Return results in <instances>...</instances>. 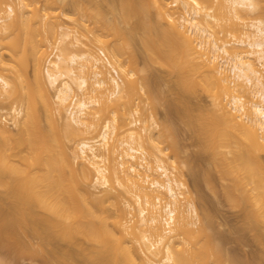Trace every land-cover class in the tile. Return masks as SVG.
<instances>
[{
  "label": "bare ground",
  "instance_id": "obj_1",
  "mask_svg": "<svg viewBox=\"0 0 264 264\" xmlns=\"http://www.w3.org/2000/svg\"><path fill=\"white\" fill-rule=\"evenodd\" d=\"M32 1L35 2L19 0V6L15 7L12 4L6 6L5 0H0V86L5 91L7 99L19 102V105L13 107V111L18 118L17 123L18 121L20 123L17 124L19 129L17 128L18 131L14 134L2 126L0 117V186L7 191L9 197L17 199L12 203L0 201V219L6 218L4 222L1 221L3 224L0 227V240H7L10 246L15 248L21 239L17 240L19 236L14 237L10 230L25 226L26 230L30 227V232L32 231L43 245L56 241L58 244L68 242L75 248H82L81 256L84 254V260L90 264H209V262L239 264L237 259L225 253L222 246L225 237L223 235L222 238L215 230L210 212H204L200 217L201 213L192 197H186L183 201L184 197L177 190L185 188L184 182L172 179L164 158H158L155 170L159 172L156 176L162 177L163 181L154 179L150 186H145L143 182L149 175L141 179L138 168L144 167L132 162L137 158L135 154L139 152L133 144L141 137L129 127L131 122L126 111L120 113L110 101L117 102L132 90L129 80L120 82L118 78L119 70L125 71L121 58L123 47L119 48L118 45L120 43L122 45L120 41L126 45L135 39L138 33L137 26L130 28L128 37L127 33H123V26L137 20L140 23L138 27L143 26L142 40L149 57L153 61H158L157 63L163 61L160 65L164 64V67L167 65L171 72L176 73L177 86L174 84L173 87L178 91H175L176 94L183 95L185 92L193 94L198 88H202L211 96L213 110L199 112L201 117L198 116L197 119L195 113L192 114L197 120L194 119V122L200 119L198 128L196 127L198 123H194L195 126L191 125V130L194 129L192 133H197L196 137L204 142L200 139L199 141L206 144L204 147H208L215 154L214 159L218 161H215L213 167L217 172L219 170V175L221 173L223 175V171L226 175L231 174L230 180L236 190L240 193L241 187L245 189L244 201L249 202L245 208H248L250 217L249 223L248 221L246 223L252 229L259 225L255 229L258 231L264 224V75L256 64L264 65V0H175L172 3L175 9L168 0H121L118 6H112L110 10L112 11L110 14H115V20L111 18L114 23L108 21L101 11L95 10L94 13L93 7H87L83 3L79 5V2L75 1L80 12L95 19L96 28L92 31L94 38L102 44V50L111 53L115 65L108 57L104 56V59L99 60L85 50L73 52L68 57L59 54L55 63L48 61L45 54L48 46L51 47L53 44L51 40L53 34H56L59 28L62 29L59 19L66 18L63 9L66 0H46L43 10L34 8L33 11H28L25 8L31 6ZM58 1H62L60 7L57 5ZM190 1L199 9L215 8L217 13L223 14L228 20L223 23V27L228 28V35L238 37L240 34L244 39L219 44L217 38L207 28L206 23L208 17H211L210 14H201L197 7L189 5ZM179 10H184V13L181 15ZM177 11L181 16L175 15ZM246 12L260 13L263 18L256 19L244 27V30H240L234 19H241L242 14H247ZM29 15L32 17L29 18ZM155 15L161 20L165 19L168 28H164L156 21ZM74 22L78 27L77 19H74ZM19 24H23V28L26 27V30L21 28L24 35L20 43L21 48L17 46L19 44L17 41L22 36L16 34ZM78 33L79 30L76 29L72 36L75 42L73 39L70 42L75 47L85 46ZM61 35L63 39L69 36L68 33ZM9 39L18 43L13 44L15 49L11 45L12 42L9 41L10 45L7 44ZM242 46H245V49ZM10 47V50L14 49L11 52ZM17 47L20 48V52L16 51ZM2 51L9 53L16 51L17 54L21 53L19 55L21 58L12 53L10 57L14 56L13 59L18 58L19 61L14 59L12 62L13 59H9L12 64L6 60L4 62L5 52ZM27 58L34 63L33 81L29 80V76L25 78L27 75L21 67L23 65H20ZM44 60L49 62L52 69L43 66L46 63V61L43 63ZM101 61L105 64L102 66L109 67L113 75L111 77L113 88L112 91L109 90V94L102 90L106 83L105 79H100L101 73L92 70V67L96 68ZM86 62L96 64L95 66L89 64L87 68ZM6 68L14 74L12 77L16 80L11 82L1 74ZM22 72L24 78H21ZM92 74L96 79L94 83L89 81ZM129 74L139 81L140 88L149 98L156 88L152 91L153 86L150 85L152 88H149L150 78L147 80V77L135 75L133 72ZM17 78L24 81L23 83L27 82L26 90L19 88L22 82L20 85ZM31 82H34L35 88ZM151 82L154 83L152 80ZM48 86L55 89V95L51 94ZM241 88L245 89L243 92L252 94V99L259 98V101L248 99L247 106L243 97L236 94ZM76 91L81 93V97L74 94ZM72 94L74 96L69 106L72 108L70 116L66 118L62 111ZM87 94L93 95L86 98ZM225 97H229L230 100L225 101ZM149 100L151 101V96ZM180 101L181 106L185 101L179 99V103ZM96 104L99 106L95 109L97 112L93 110L94 112L90 114L88 111ZM191 112L193 113L190 110L189 114ZM186 113L185 111L184 114ZM109 114L111 118L102 122L103 117ZM190 117L187 118L188 121ZM82 127L89 133L100 128V145L102 147L104 145L105 151L108 149V155L113 152V148L109 150L111 146L108 147L110 136L118 130L128 131L129 141L120 144L127 146L125 156L132 163L128 161L130 165L123 170L122 177L113 168L111 174L103 175L97 180L100 185L107 186L109 180L116 178L121 185L128 188L129 193L135 195L139 205L148 207L147 209L141 206L137 218L131 212L134 209L133 205L127 201L123 203L124 207L117 205V213L114 216L98 211L97 206L102 203L101 198L92 199V194L85 187L93 183L95 173L103 174L106 171L97 161L101 160L98 148L85 139L78 141L76 146L75 142L69 146V141H74ZM164 128L165 132L170 130L168 125ZM144 131L146 135L147 129L144 128ZM148 135L146 138H151ZM138 144L141 146V141ZM124 163H120L122 168ZM227 169L230 173L229 171L227 173ZM145 170L150 172L151 168L147 167ZM163 199H167L165 204H162ZM188 216H194L198 220L199 225L195 229L190 228L191 221L188 220ZM138 233L142 235L143 240ZM145 233L155 237V244L152 247L145 244ZM133 235H138L142 252L140 254L134 251L136 247L131 238ZM32 245H26L25 251L31 250L34 247H31ZM86 245L87 247H84ZM53 253L58 264L80 263L78 259L81 257L69 255L60 245L54 248ZM84 260L80 264H84Z\"/></svg>",
  "mask_w": 264,
  "mask_h": 264
},
{
  "label": "rangeland",
  "instance_id": "obj_2",
  "mask_svg": "<svg viewBox=\"0 0 264 264\" xmlns=\"http://www.w3.org/2000/svg\"><path fill=\"white\" fill-rule=\"evenodd\" d=\"M26 1L28 2V0ZM30 1L31 0H29V3ZM34 1H35L34 3L32 1L33 4H30L31 6L25 9H27L28 11L29 10L33 11L34 8L35 9L39 8V10L44 9L46 5V0H34ZM69 1L70 2L66 0L65 5L63 4L64 5L63 9L66 14V18L63 17L64 19L63 18L59 19L60 22L62 23L59 25L62 26L63 30L59 28L56 31V34H53L54 36L51 39L53 41L52 42L53 44L51 47L48 46L49 47L48 50L46 49L47 54L45 55H47L48 61L55 63L56 57L59 54L64 55L65 57H68L73 52H80V50L81 51L85 50V52L90 53L91 55H94V57H96V59H99V60L100 58L104 59V56L108 57L113 63V65H115V62L111 56V53L108 52L107 50H102L101 48L102 44L97 39L94 38L92 31L95 30L96 28V24L94 21L95 19L89 15H85L83 12H80L76 8L77 2L75 3V1H78L79 5L83 3L87 7L88 6L93 7L92 8L93 12L95 10L98 12L101 11L100 13H103L104 17L108 21L114 23L113 21L115 20V17H114L115 14L114 15L110 14L112 12L110 10H112V6L113 7L115 5L118 6L121 0H69ZM174 1L175 0H168V2L170 3L173 9H175V6H173L172 4ZM61 2L60 1L57 2L58 7L61 6L60 4ZM71 2L72 3L74 2L73 5ZM189 3H190L189 5L198 8V6H196L193 2L190 1ZM7 4H12L13 6L18 7L19 0H5V5L7 6ZM28 11H27V15H28ZM153 11L155 12L154 9ZM183 11L184 10H179L180 14ZM199 11L203 15L210 14L211 17H208V20H207L208 23H206L207 28L214 35V37L217 38L219 44H222L225 41L226 42L232 41L233 43V41L235 42V41H240L244 39L240 34L238 37L228 35L229 34L228 28L223 27V23H226L228 20L223 14L217 13L215 8L199 9ZM180 14L177 11V14L175 15L179 16ZM31 15H33V13ZM31 15H29V18ZM156 16L157 15H155L156 21H158L164 28H168V22H166L165 19L161 20V18H158V16L157 17ZM111 18L112 19L114 18L113 21H111L112 20ZM258 18H263V15H261L260 13L259 14L257 13L245 14L244 13L241 16V19L239 20L234 19V21L239 24L240 30L241 29L244 30V27L249 26L252 22H254ZM23 19H24V16H23ZM74 19H77V24H79L78 27L75 24ZM138 24L140 23L137 20L136 21L132 20L126 26L125 25L123 26L124 27L123 33L124 34L127 33L126 36L130 35L129 34L130 32L128 33V31H130V28L132 26L134 28L135 26H137L138 28V33L135 39L130 42V44L125 45L123 41H120L122 42V45H121L120 42H117V43H120L119 45L117 44L119 48L123 47L121 49V54H122L121 58H123V62H124L123 69L125 70L123 72L119 70L118 78L120 79V82L121 81L128 82L129 80L132 84L131 85L132 90L127 95H125L124 98H120L117 102L110 101V103L111 105H114L115 108L120 111V113H123L126 111L129 121L131 122L129 127L134 129L135 132L139 134V136L141 137V139L137 138L138 143L141 141V146L137 142L133 144V146L136 147L139 152L135 154L137 158L132 162L141 164L144 167V168L142 167L138 168V171H140L141 173V179H144L147 175H149L147 180L143 183L145 184V186H150V184L152 183V180L154 179H161L160 181H163L162 177L156 176L159 174V172H155V170L157 168L158 158L159 159L164 158L163 160H165L166 166L168 167L170 171V176L172 177V179L174 178V179H177L179 181L181 180L182 182H184L185 188L177 190L178 192H181L182 196L184 197L183 201H185L186 197H192L193 201L198 207L199 212L201 213L200 217L203 216L204 212H210V214L212 215L215 230L222 236V238H223V235L225 237L224 245L222 242V246L224 247L225 253L233 257L235 260L237 259V261L240 262L239 264H264V224L261 226V228L259 227L260 229L258 228V231H256L255 229L259 225L255 229L254 228L252 229V227L250 228V226H248V224L246 223L247 221L249 223L250 217H249L248 210H247L248 208H245V207H248L249 205L248 201H244L245 189L241 187L240 193H239L238 190H236L234 183L230 180L232 175L231 174L226 175L225 171H223V175L222 173L220 174L222 175V177L220 178V175L218 173L219 170L217 172V169H214L213 167V164H216L215 161H218V159L216 158L214 159L215 154L208 147L205 148L206 144L204 143L205 144V147H204V144H203L204 141L196 137L198 136L197 133H192L194 132L193 128H192L193 131L191 130V127H192L191 125L195 126L196 123H198V126L196 125V127L197 128L199 127L200 119H198L199 120L198 122H194V121L197 119L198 116L201 117L200 113H203L204 111H207V110H213V102H212L211 96L207 92L205 93L202 90V88L201 89L198 88L197 91H195L193 94L192 93L189 94V92L188 94L187 92H185V94L183 93V95L176 94V92L178 91H176L177 89L175 90L173 88L177 84L176 83V80H177L176 73L171 72L170 69H168L167 65L166 67H164L165 66L164 64L160 65V63H162L163 61L160 62L159 60L160 63H157L158 61H153L149 57L146 47L144 45V42L142 40V35L144 33L143 26L140 25L138 27ZM19 25L20 26L17 27L19 30L18 29L16 30L17 31L16 34L17 36L19 35L20 37L22 35L21 28L26 30V27L23 28L24 27L23 24H19ZM76 29L77 31L79 30L78 34L81 36L80 38L84 42L85 46L79 45L75 47L70 42L72 41V39L73 41L75 40L74 38H72V36L75 34ZM63 33H68L69 36L63 39L61 37L62 36L61 34ZM22 36L20 37L19 41H17L19 44L16 43V41L14 42L12 40L10 41V39L8 40L7 44L10 45L9 44V41H10V43L12 42L11 43L12 46L13 44L16 43L18 44L17 46L21 48L22 44L20 43L22 42L21 39L24 38V35ZM19 47L16 48V51L17 50L19 51L20 49ZM7 48H4V49H7ZM242 48L245 49V46L244 47L242 46ZM10 49L11 47L9 48V52L13 51L15 48L13 50H10ZM16 51L15 53L12 52L14 53L13 55H16V57L21 55V53L17 54ZM2 52L3 53L5 52L3 56V59L5 57L4 62L8 61V63L12 64V62H14V59H17V61H19L18 58L13 59L14 56L12 58L10 57L11 56L10 54L12 53H9L6 51H2ZM101 52L104 53L105 55L101 54ZM9 59H13L11 60L12 62H10ZM45 59H46V56H45ZM45 61L46 60H44L43 63H45ZM48 61H46V63L43 64L45 68H48L50 66ZM131 61H134V62L131 63ZM93 62L92 63L86 62L85 64H87V68L89 67L88 66L89 64L91 65L93 64L92 66H95L96 62L95 63ZM8 63L7 65H9ZM21 63L22 64L20 65H23L25 67L24 68L23 66H21L23 70L27 71V72L24 71L27 77L22 72L23 75L21 76V78L23 76H25V78H28L29 76V80L31 79L33 81L34 79L33 61L30 58L29 59L27 58L24 62H21ZM102 65H105V64L104 62L101 61V64L98 63L96 68L92 67L93 69L92 68L91 69L93 71L96 70L101 73L100 79L102 78L103 80L105 79L106 84L102 88V90L104 91V93L107 94L109 90L112 91L111 89L113 88L112 81H111V77H113V75H111L110 73L111 69L109 67L102 66ZM256 65H258L257 66L258 70L264 75V65L261 66L260 63ZM49 69H52V67H49ZM85 71H88V70L85 69ZM129 72H133L135 75H138V76H145L147 77V80L148 78H150L149 88H152L151 86H153L151 91L156 87L151 92V95H150L151 101L149 100L150 96L148 98L147 93H145V91H143L140 88L139 81H136L135 78L130 77L131 75L129 74ZM79 73L80 71L78 70V74ZM1 74L6 76L7 79H9L11 82L14 79L16 80V78H13L14 74L10 72L9 69L7 68L3 69L1 71ZM95 80L96 79L94 78V75L92 74L91 77L89 78V81L91 83H94ZM151 80L154 83H152ZM17 82L20 83L21 85L22 80H18L17 78ZM23 82H22V86L19 88H23L26 90L28 88V84L27 82H25L27 84L25 85V83ZM31 83L33 84V88H35L34 82H31ZM157 83H159V85H157ZM49 89H50L51 94L53 95L55 93V89L52 87H50ZM156 89L158 90L155 91ZM243 91H245V89L241 88L238 92H236V94H238L239 96H242L243 101L247 104L249 103V100L253 98V95L252 94L250 95L249 93L243 92ZM74 94H77L78 97H81V93L78 91H76ZM74 94H72V96L64 104L62 113H63V116L66 118L70 116V112H71L70 108L72 107L69 108V106L71 104V99L74 96ZM92 95L93 94H87L86 98H89V96H92ZM177 96L180 97L179 99L184 100L186 102V103L183 102L182 104L183 106L182 105L180 106L182 101H180L179 103V99L177 100L178 98ZM182 96H183V99H182ZM184 97H186L187 99ZM255 99H258L259 101V98H254L252 100L255 101ZM229 100H230L229 97H225V101H229ZM151 102L153 103L151 104ZM15 105H19V102L15 103L13 99H9V98L7 99L5 91L0 86L1 124L7 130L11 131L12 133L14 132V134L19 129V126L17 127V124L19 123V121L17 123L18 118H16L15 113L13 111V107ZM40 105L41 103L39 104V106ZM23 106L25 108L26 103H24ZM93 106L94 107H91L90 110L88 111L90 114H92L95 111V109L99 108L97 104ZM189 107H191V109H189ZM187 108L189 109V111ZM42 109L43 108H41V113L43 112ZM184 109H186L185 111L187 112L186 113L187 116L184 114L185 113ZM182 110L184 112H182ZM190 110L193 111V113L192 112L190 113L191 115L189 114ZM95 112H97V110ZM194 113L196 115L195 116L196 119L192 117L194 116L192 115ZM110 116L111 114L103 117L102 122H104L107 118H111ZM188 117H190L189 121L187 119ZM191 121L193 122V124H189L191 123ZM21 122L23 121L21 120ZM167 125L170 127V130H167L165 132L163 131V129L166 130L164 127ZM144 128L147 129L146 135L149 134L151 138L148 137L149 135L147 136L148 139L146 138ZM82 129L83 127L80 128L81 132L80 131L78 132V134L74 138V141H69V146H72L74 142L76 146V143L78 141L85 139V140L90 141L92 144H94L98 148V153L101 155L100 156L101 162L99 160L97 161L99 162V166L104 167L106 171L103 174L95 173L93 183L85 186L87 187L86 188L87 191L90 194H92L91 195L92 199L96 198L97 200L101 198L100 201L102 202L101 203L102 206L101 204L100 206H97L98 211L99 212L103 211L106 213V215L114 216L115 213H117L116 211L117 205H121L124 207L123 203L127 201L133 205L134 209L131 212L137 218L139 215V208L141 206L143 207H146V206L139 205V203L135 199V195L131 192H130L131 194L128 192V188L121 185L120 182H118L116 178L109 180V185L107 186L100 185V182L97 180V178L100 179L103 175L108 176L109 174H111L113 168H115L117 170V174L120 177H122L124 175L123 170L128 168L130 165L128 164V161L129 163H132L125 156L127 146L120 144L121 142H127L126 140L129 141V137L127 133L128 131L118 130L110 136V139H109L110 141H108L110 145H108V147L111 146L110 147L111 149L109 148V150H112L113 148V152L110 155H108V152H109L108 149H106L105 151L104 145L103 147L102 145H100V137H99L100 128L90 133L88 132V130L86 132L84 130L85 128L83 129V131ZM199 139L200 141H203V142L201 143ZM108 147L106 146V148ZM227 156L230 157V155H227ZM17 159L19 160V158ZM122 162L123 163L125 162L123 165V168L122 166H120V163ZM147 167L151 168L150 172L145 170ZM66 170L68 171V168H66ZM228 171L229 170L227 169V173ZM248 187L249 186L247 185V188ZM102 198L104 200H102ZM167 199H163L162 204H165L167 202L166 201ZM0 201H3L4 203L5 202L12 203V202H16L17 199L9 197V194L7 193V191L2 186H0ZM246 203L248 205H246ZM146 208L148 209V207ZM246 215H248V217H246ZM149 216L150 214L148 213L147 214L148 219H149ZM191 217L188 216V220L191 221L190 228L195 229L199 225V222L196 219V217L194 216H191ZM3 218L4 217L0 219V227L3 224L4 220L6 219V218L4 219ZM2 220L3 222H1ZM29 228L28 230H26L27 228L25 226H19L17 227V229H14V231L13 229L10 230V233L13 232V235H15L14 237L19 236L17 240L21 239V240H18V242L19 241L20 242L15 248L11 247L7 240H0V243L3 242V244H0V257H1L0 263L1 264H6L7 262H8L7 264H55L57 259H54L55 256H54L53 251H54V248L59 245L69 255H75L77 256V258L81 257L80 259H78L80 263L81 261L84 260L85 258L84 254L83 256H81L82 248H79V249L75 248L71 243H68V242L58 244V242L56 241H51L49 245H43L42 241L38 239L37 237H35L36 235L32 231L31 232L33 233V235L31 234ZM15 232L17 235L15 234ZM145 235H146L145 244L152 247L153 244H155L154 242L155 237L154 238L151 237L150 233L149 235L148 233H145ZM137 236L138 235H133V237L131 236V238L133 240V245H135V247L137 248V250H135L136 248L133 246L135 248V249L133 248L134 251H137L138 254H140L142 253L140 249L141 244L139 243ZM139 237L141 238L142 235L139 234ZM177 241L178 240H176V242ZM29 244L30 245L33 244L31 247L33 246L34 247L31 248V250L26 249L25 251V248L27 247L26 245H29ZM20 245L23 246L24 248L21 247ZM84 247H87V245ZM23 251H25L26 256L24 255ZM162 253L164 254V252ZM84 264H90V263L84 260ZM153 264H157V263H153ZM163 264H171V263H163ZM209 264H213V263L209 262Z\"/></svg>",
  "mask_w": 264,
  "mask_h": 264
}]
</instances>
